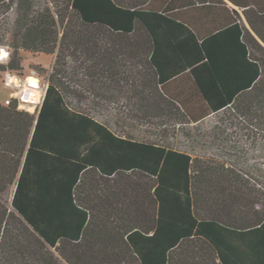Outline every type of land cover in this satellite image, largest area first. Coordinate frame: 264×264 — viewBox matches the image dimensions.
Instances as JSON below:
<instances>
[{
  "label": "trees",
  "instance_id": "trees-1",
  "mask_svg": "<svg viewBox=\"0 0 264 264\" xmlns=\"http://www.w3.org/2000/svg\"><path fill=\"white\" fill-rule=\"evenodd\" d=\"M252 32L264 43V0H0V70L29 68L19 50L56 53L35 122L0 104V264H264V211L235 206L230 168L80 105L117 94L160 124L221 112L264 132Z\"/></svg>",
  "mask_w": 264,
  "mask_h": 264
},
{
  "label": "rangeland",
  "instance_id": "rangeland-1",
  "mask_svg": "<svg viewBox=\"0 0 264 264\" xmlns=\"http://www.w3.org/2000/svg\"><path fill=\"white\" fill-rule=\"evenodd\" d=\"M0 47L12 52V49L6 45ZM19 55L21 62L29 65L20 77L23 78L34 71L40 78V88L46 92L45 84L48 85V77L56 53L44 54L19 50ZM4 71L6 70H0V74ZM15 91L14 88L3 87V76L0 75V101L13 99L12 94ZM105 99L107 100L90 98L80 105L92 117L109 125L115 133L182 150L193 158L222 162L235 175L234 189L237 199L235 206L248 211L249 218H252L255 212L264 211V132L262 130L250 132L246 136L232 124L234 121L220 124L221 112L212 113L197 123L177 125L167 122L164 125L155 118L145 119L136 115L137 112L132 104L127 103L126 98L121 95L116 94L114 98L110 96ZM38 105L29 106L32 113ZM217 125H226V134H217L214 131ZM260 127L264 126L260 124ZM224 139L226 141H223ZM14 188L15 185L12 184L4 196L8 204L12 199Z\"/></svg>",
  "mask_w": 264,
  "mask_h": 264
},
{
  "label": "clouds",
  "instance_id": "clouds-1",
  "mask_svg": "<svg viewBox=\"0 0 264 264\" xmlns=\"http://www.w3.org/2000/svg\"><path fill=\"white\" fill-rule=\"evenodd\" d=\"M11 52L5 47H0V64L7 63ZM3 87L14 88L16 91L12 94V98L18 100V108L24 110L26 107L31 110V107L42 103L43 96L46 94L40 88V78L33 71L27 76L21 78L13 71L6 70L2 74ZM25 94H27L25 96ZM4 103H10V100H5Z\"/></svg>",
  "mask_w": 264,
  "mask_h": 264
},
{
  "label": "crops",
  "instance_id": "crops-1",
  "mask_svg": "<svg viewBox=\"0 0 264 264\" xmlns=\"http://www.w3.org/2000/svg\"><path fill=\"white\" fill-rule=\"evenodd\" d=\"M240 11V10H239ZM243 21H244V23L246 24V26L248 27V24H247V22L245 21V19L243 18ZM253 33V35L261 42V44H263L264 45V43L254 34V32H252ZM15 73V72H14ZM31 73H32V71H31ZM16 74L17 75H21V74H19V73H17L16 72ZM44 97V96H43ZM43 100V99H42ZM0 104H2V105H6V103H4V102H2V101H0ZM40 105L41 104H39L38 105V107L36 108V110H35V112H34V115H35V119H34V122L36 121V118H37V116H38V112H39V108H40ZM19 109V108H18ZM25 111H29V112H31V110H28V108H25L24 109ZM195 123H197V122H195ZM187 124H192V123H187ZM118 134V133H117ZM119 135H121V134H119ZM123 137H125L124 135H122Z\"/></svg>",
  "mask_w": 264,
  "mask_h": 264
},
{
  "label": "built area",
  "instance_id": "built-area-1",
  "mask_svg": "<svg viewBox=\"0 0 264 264\" xmlns=\"http://www.w3.org/2000/svg\"><path fill=\"white\" fill-rule=\"evenodd\" d=\"M71 83H72V82H71ZM45 86H46V88H47V84H45ZM44 88H45V87H44ZM46 88H45V89H46ZM178 124H179V123H177V125H178Z\"/></svg>",
  "mask_w": 264,
  "mask_h": 264
}]
</instances>
